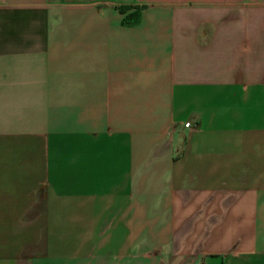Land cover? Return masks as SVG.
<instances>
[{
    "label": "crops",
    "instance_id": "crops-1",
    "mask_svg": "<svg viewBox=\"0 0 264 264\" xmlns=\"http://www.w3.org/2000/svg\"><path fill=\"white\" fill-rule=\"evenodd\" d=\"M0 264H264V0H0Z\"/></svg>",
    "mask_w": 264,
    "mask_h": 264
},
{
    "label": "trees",
    "instance_id": "trees-1",
    "mask_svg": "<svg viewBox=\"0 0 264 264\" xmlns=\"http://www.w3.org/2000/svg\"><path fill=\"white\" fill-rule=\"evenodd\" d=\"M126 9H127V8H122L121 10H122L123 12H125ZM138 14H139V12L137 11L136 13L132 14L131 17H132L133 19H135V18L138 16Z\"/></svg>",
    "mask_w": 264,
    "mask_h": 264
},
{
    "label": "built area",
    "instance_id": "built-area-1",
    "mask_svg": "<svg viewBox=\"0 0 264 264\" xmlns=\"http://www.w3.org/2000/svg\"><path fill=\"white\" fill-rule=\"evenodd\" d=\"M185 127H186V128H190V127H191V124H190V123H186V124H185Z\"/></svg>",
    "mask_w": 264,
    "mask_h": 264
}]
</instances>
